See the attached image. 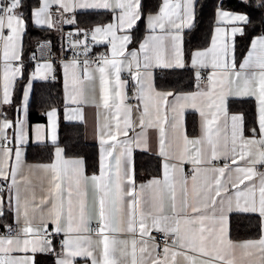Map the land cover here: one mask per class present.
I'll use <instances>...</instances> for the list:
<instances>
[{
    "label": "snow or ice",
    "instance_id": "6c2138e0",
    "mask_svg": "<svg viewBox=\"0 0 264 264\" xmlns=\"http://www.w3.org/2000/svg\"><path fill=\"white\" fill-rule=\"evenodd\" d=\"M37 3L26 14L18 11L24 0H0V264H38L37 254L53 256L54 264H264V32L239 62L235 39L253 27V15L264 28V0H240L247 13L218 6L210 46L187 60L182 33L193 26L196 0H162L147 17L151 34L130 51L128 30L141 20V0ZM53 5L62 10L55 22ZM76 8L113 14V22L90 33L110 45V55L89 59L91 47L76 40L73 58L62 65L65 119L83 124L85 107L97 109L100 152L91 176L83 159L67 158L59 145L55 108L45 113L47 128L31 129L37 143L50 141L54 161L28 164L23 151L32 82L54 72L52 63H37L24 83L23 35L29 21L48 29L74 24L64 13ZM185 68L194 91L158 90L155 69ZM244 99L255 104L251 125L230 112L231 102ZM187 110L199 115L198 137L186 134ZM150 130L157 133L160 175L138 183L133 154L149 151ZM237 218L254 220L257 237L234 239Z\"/></svg>",
    "mask_w": 264,
    "mask_h": 264
},
{
    "label": "trees",
    "instance_id": "16d2710c",
    "mask_svg": "<svg viewBox=\"0 0 264 264\" xmlns=\"http://www.w3.org/2000/svg\"><path fill=\"white\" fill-rule=\"evenodd\" d=\"M161 2L162 0H141L142 17L130 31L132 36L130 46H136L141 41L145 33V16L157 12ZM221 4L225 10L238 11L240 13L251 11L250 9L241 7L240 0H196L194 24L192 28L184 33L183 46L186 60L191 52L203 49L209 44L212 28L215 23V13ZM29 5L32 8L37 7V0H24V7L18 11H24L27 14ZM78 16L81 18L82 25L84 26L107 21L106 17H102L98 13H87ZM252 19L254 21L253 27L246 28L245 35H238L235 38L238 62L243 59L250 41L264 32V28L260 25V15H253ZM43 39L56 40V34L52 29L35 27L29 21L22 38L23 60L26 67L24 83L27 82L29 73L33 69L30 59L33 54L34 45L38 40ZM155 83L157 88L173 92H187L194 88L193 74L188 69L159 71L156 74ZM22 87L23 84H20L14 91L13 99L15 104L20 103ZM62 106V86L58 75L53 81L34 82L29 100L28 121L29 123L44 122L45 113L53 108L58 110V115L61 117ZM230 111L243 114L246 122L251 125L255 115L254 101L250 102L244 99L231 102ZM60 117L58 143L65 149V156L83 159L87 173H96L98 169L97 147L85 143L83 125L81 123H65ZM186 125L188 134H195L196 117L194 114H187ZM52 154L53 147L51 144L29 145L26 148L25 158L28 162H49ZM133 158L137 182L158 176L160 173V161L158 158L142 153H136ZM254 225V220L233 219L231 221V235L234 239L239 240L256 238L257 230ZM53 242L57 247V241L54 240ZM36 259L38 264H54L55 258L51 255H40Z\"/></svg>",
    "mask_w": 264,
    "mask_h": 264
},
{
    "label": "crops",
    "instance_id": "0c3cea01",
    "mask_svg": "<svg viewBox=\"0 0 264 264\" xmlns=\"http://www.w3.org/2000/svg\"><path fill=\"white\" fill-rule=\"evenodd\" d=\"M39 6V5H38ZM37 6V7H38ZM162 6V2H161V5L160 7ZM159 7V8H160ZM225 10V9H224ZM51 11H62V10H59L57 9V7L55 5L52 6V9ZM159 11V9H158ZM155 12V13H152L151 15H155L158 13ZM217 11V10H216ZM226 11H230V10H226ZM230 12H236V13H240L238 11H230ZM72 13H74V18H75V21L78 23L79 26H83V27H87V28H90L91 31L96 27V26H103V25H106L108 24L109 22H113V14L112 12L110 11H107V10H103V9H81V8H76L74 9V11H72ZM87 13H98V14H101L102 17H106L107 18V21L106 22H100L98 24H94V25H87V26H84L82 25V22H81V18L78 16V15H81V14H87ZM243 13V12H241ZM150 15V14H149ZM145 16V33L143 35V38L141 39V41H143L148 35H150V30L148 29L147 27V17L149 16ZM78 18V19H77ZM79 20V21H78ZM217 17H216V13H215V23H214V26L212 28V33H211V38L212 36L214 35V31H215V27L217 26ZM33 24V23H32ZM193 24H194V21H193ZM34 25V24H33ZM35 26V25H34ZM37 27V26H35ZM38 28H47L46 26L44 27H38ZM48 29V28H47ZM132 30V29H131ZM131 30H128V31H131ZM189 30L188 28L184 29L183 30V33H182V36H183V41H184V33L185 31ZM159 29L156 30V34H159ZM131 33V32H130ZM119 34H122V33H118ZM211 38H210V42L209 44L205 47H209L210 46V43H211ZM254 39V38H253ZM140 41V42H141ZM95 45H97L98 47L102 48L105 52H107L108 55H110V45H106V44H97L95 41H93ZM139 42V43H140ZM139 43L136 45V46H130V44L128 45V50H132V49H136L139 47ZM250 45H251V41L249 43V47H248V50L250 48ZM203 48V49H205ZM199 50H202V49H199ZM247 50V51H248ZM196 51V50H194ZM193 51V52H194ZM192 53V52H191ZM127 54V53H126ZM247 52L245 53L244 56H246ZM0 55H2V44H1V52H0ZM67 62V61H66ZM42 63H45V62H42ZM65 63V62H64ZM53 65V64H52ZM63 65V64H62ZM34 66L33 65V69L31 71L34 70ZM2 60H0V91H2ZM54 67V66H53ZM185 69H188L192 72L191 69L189 68H185ZM163 70H184V69H155L154 70V80L156 78V74L157 72L159 71H163ZM31 73V72H30ZM29 73V74H30ZM58 78L60 79V82H61V86H62V103H63V106H62V110H61V117L58 115V125H59V117L62 119L63 122L65 123H80L79 121H68L65 119V108H66V104H65V92H64V72H63V67L61 66L59 68V73H58ZM122 78H128V73L127 72H124L122 73ZM38 81H46V80H36V81H33L32 84L34 82H38ZM156 84V83H155ZM158 90H165V89H161V88H158ZM195 89L193 88L192 90L190 91H194ZM165 91H171V90H165ZM190 91H187V92H190ZM174 93H179V92H174ZM31 96V94H30ZM30 100V99H29ZM71 107H74V106H71ZM52 110V109H50ZM48 110V111H50ZM47 111V112H48ZM58 111V110H57ZM85 123H81L83 125V128H84V141L86 144H90V145H95L97 147V158H98V161H99V152H100V144H99V138H98V134H97V109L94 108V107H85ZM232 113H238V114H241L239 112H236V111H230ZM100 117H99V121L100 123H103V110L101 109L100 110ZM190 113V114H194L195 117H196V132L195 134H188L187 132V125H186V116L187 114ZM27 124H28V127H29V131H30V135H29V140H28V143L25 144L23 146V151H24V156H25V152H26V148L27 146L29 145H44L42 143H37L34 139V136L31 135V129H34V127L36 125H44L46 128L48 126V119H47V116L45 115V121L44 122H35V123H29L28 121V114H27ZM185 130H186V134L190 137V138H193V137H198L200 135V118H199V115L198 113H195L194 111L192 110H187L186 113H185ZM57 135H58V127H57ZM150 136H151V140H150V148H149V151L147 152H144V151H141L139 149L135 150L134 151V154H133V157H135V154L136 153H142V154H147V155H150L152 157H155V158H158L159 161H160V157L158 155H156V152H157V133L155 132V130H150ZM47 144H50V141L47 143ZM67 157V156H66ZM67 158H78V157H67ZM81 159V158H80ZM26 160V158H25ZM134 160V158H133ZM54 161V149H53V154H52V158L49 162H28L26 160V163L28 164H39V163H52ZM84 161V160H83ZM223 161L220 162V164L222 165ZM191 166L190 165H185V169L186 171L190 168ZM160 168H161V161H160ZM261 170H264V169H261ZM85 172H86V175L88 176H91L92 174H89L87 173L86 171V168H85ZM96 174H98V169H97V172ZM160 175V173L158 174ZM155 177V176H154ZM152 178V177H151ZM149 178V179H151ZM148 180V179H147ZM146 181V180H145ZM144 182V181H142ZM140 183V182H138ZM37 194L39 195V188H37ZM59 240V239H57ZM244 240V239H243ZM40 255H43V254H37L36 258ZM79 259V258H78ZM178 264H184L183 260L182 259H178Z\"/></svg>",
    "mask_w": 264,
    "mask_h": 264
},
{
    "label": "built area",
    "instance_id": "2783aa9c",
    "mask_svg": "<svg viewBox=\"0 0 264 264\" xmlns=\"http://www.w3.org/2000/svg\"><path fill=\"white\" fill-rule=\"evenodd\" d=\"M60 12L61 11L52 12L54 22L57 19H59ZM64 16L67 18H74V13L67 12L64 13ZM52 30L56 34V40H51V39L38 40L35 43L33 50V54H35V60L30 59V63L32 65H36L37 63H42V62H49L53 64L54 72L52 75L49 76L47 81H53L57 77L59 73V68L62 66V64L66 61H70L73 58V50L71 48V44L76 40L83 41L91 47L92 51L91 53H89V59L94 60L100 54H107V52H105L102 48L94 44L90 35L91 29L87 27L79 26L77 22H75L74 24H67L61 22L59 24H56V26ZM85 32L89 33L87 37H85ZM41 44L48 46L44 48H40L39 45ZM0 52H1V44H0ZM83 58H84L83 56L80 57V59ZM129 95H131V92L129 93ZM56 241H57V247L59 248V240Z\"/></svg>",
    "mask_w": 264,
    "mask_h": 264
}]
</instances>
